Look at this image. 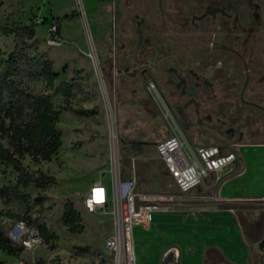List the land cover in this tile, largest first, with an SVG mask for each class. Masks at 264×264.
I'll return each mask as SVG.
<instances>
[{"label": "rangeland", "instance_id": "374dc122", "mask_svg": "<svg viewBox=\"0 0 264 264\" xmlns=\"http://www.w3.org/2000/svg\"><path fill=\"white\" fill-rule=\"evenodd\" d=\"M55 21L61 23V44L50 46ZM0 26H32L30 52L52 61L59 73L55 86L80 78L83 92L71 105L90 112L77 118L61 96L55 98L62 146L52 162L22 160L33 179L27 187L19 172L0 167V186L28 196L0 198L4 236L22 250L19 257L0 250V264H113L104 246L113 205L90 213L85 200L93 184L102 182L112 193L118 179L130 177L141 191L175 195L143 227L141 244L153 250L143 260L136 253L137 264H160L164 251L181 242L172 225L215 210L238 216L249 264L264 259L257 246L264 235V198L218 203L201 197L203 184L181 195L156 150L177 133L194 146H264V0H0ZM20 47L13 35L0 33L3 59ZM27 87L53 93L38 81ZM44 177L55 182L38 187L35 180ZM69 204L82 217L81 232L62 221ZM12 213L32 223L15 221ZM39 226L48 230V241ZM207 254L213 264L226 262L219 249Z\"/></svg>", "mask_w": 264, "mask_h": 264}, {"label": "trees", "instance_id": "16d2710c", "mask_svg": "<svg viewBox=\"0 0 264 264\" xmlns=\"http://www.w3.org/2000/svg\"><path fill=\"white\" fill-rule=\"evenodd\" d=\"M55 22L60 34L61 23ZM0 33L13 35L21 46L10 53L7 59H3L0 54V167H12L19 172L27 187L33 179L25 171L22 160L28 157L37 164L52 162L62 146V135L57 129L60 112L55 108V98L61 96L64 109L77 118H85L90 112L71 105L76 95L83 92L81 79L74 78L55 86L59 73L54 70L52 61L40 52H30L32 46L27 41L36 36L32 26H0ZM31 81L44 83L53 93L32 92L27 87ZM35 181L38 187L44 188L54 183L55 179L44 177ZM21 197L28 196L20 195L10 187L0 186L1 199L13 202ZM9 216L18 222L32 223V219L25 214L12 213ZM62 221L72 232L83 230L82 217L72 204L68 205ZM39 229L41 239L48 241L51 237L48 230L44 226H39ZM3 231L4 228L0 226V250L19 257L22 250L15 248ZM260 248L264 249V241Z\"/></svg>", "mask_w": 264, "mask_h": 264}, {"label": "built area", "instance_id": "2783aa9c", "mask_svg": "<svg viewBox=\"0 0 264 264\" xmlns=\"http://www.w3.org/2000/svg\"><path fill=\"white\" fill-rule=\"evenodd\" d=\"M56 22L49 29L50 46L61 40ZM156 150L179 194L186 195L197 189L212 175L218 176L239 158L240 147L223 150L216 145L194 146L182 133L158 142ZM175 195L138 189L135 177L120 178L113 192L102 182L91 186L85 200L90 213L107 212L113 205V228L106 235L104 246L113 264H137L134 230L152 224L156 213L166 209ZM31 240L29 246L31 245ZM17 264H25L19 262Z\"/></svg>", "mask_w": 264, "mask_h": 264}, {"label": "crops", "instance_id": "0c3cea01", "mask_svg": "<svg viewBox=\"0 0 264 264\" xmlns=\"http://www.w3.org/2000/svg\"><path fill=\"white\" fill-rule=\"evenodd\" d=\"M203 185L201 197L214 198L218 203L245 202L264 198V146L241 145L238 161L211 182H204ZM209 193H213L214 196H210ZM159 213L155 214L153 222ZM222 213L215 210L208 216H204L202 220L186 221L181 218L178 226L171 227L178 232L177 238H180L181 242L177 243L179 246L168 247L164 253L174 248L179 264H213L207 254V251L213 248L219 249L226 261L215 264H249L251 255L241 240L238 216ZM144 232L143 227H136L134 230L135 250L142 260L150 256L153 250L152 246L141 244L139 237Z\"/></svg>", "mask_w": 264, "mask_h": 264}, {"label": "flooded vegetation", "instance_id": "af4514ba", "mask_svg": "<svg viewBox=\"0 0 264 264\" xmlns=\"http://www.w3.org/2000/svg\"><path fill=\"white\" fill-rule=\"evenodd\" d=\"M263 241H264V235L262 236V239L257 243V246L258 247H261V244H262ZM168 258H172L173 259V262H176L177 263L178 257H177V253L174 250V248L168 249L164 253V255H163L162 259H161V263L163 264V262H165V260H167ZM263 260L259 261L257 264H263Z\"/></svg>", "mask_w": 264, "mask_h": 264}, {"label": "water", "instance_id": "95a60500", "mask_svg": "<svg viewBox=\"0 0 264 264\" xmlns=\"http://www.w3.org/2000/svg\"><path fill=\"white\" fill-rule=\"evenodd\" d=\"M163 264H179V263L173 262L172 258H168L167 260H165V262H163ZM263 264H264V260H263Z\"/></svg>", "mask_w": 264, "mask_h": 264}]
</instances>
